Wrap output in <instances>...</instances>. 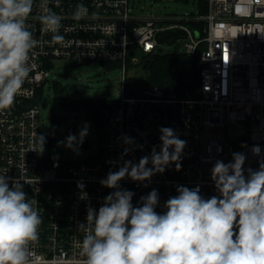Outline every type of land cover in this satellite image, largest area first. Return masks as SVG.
<instances>
[{
  "label": "built area",
  "instance_id": "built-area-1",
  "mask_svg": "<svg viewBox=\"0 0 264 264\" xmlns=\"http://www.w3.org/2000/svg\"><path fill=\"white\" fill-rule=\"evenodd\" d=\"M40 3L34 0L27 21L38 41L23 86L27 95H18L10 110L0 111V175L21 180L28 198L37 200L35 207L43 220L33 250L35 264H49L59 257L66 264H79L82 258L75 244L84 233L78 225L86 223L89 207L98 211L104 198L115 191L102 186L101 180L125 161L138 164L142 157H150L153 147L159 151L162 127L172 128L186 141L181 168L177 171L170 163L150 180L122 179L119 187L134 193V207L141 206L140 198L153 189L158 192L155 211L159 214L166 211V201L178 195V186H199L205 199L219 196L212 179H203L202 167L209 163L212 170L224 156L244 154L245 176L248 169L258 170L264 163V0H207L206 13L194 19L204 21L202 31L153 13L135 15L130 0H59V6L49 0L48 8L62 18L63 46L54 44L53 34L42 30ZM79 4L85 5L87 13L77 20L73 14ZM176 28L187 32L182 37L187 53L201 49V95L176 97L153 84L142 91L130 90L127 71L138 59L129 57V47L137 45L146 55L155 53L160 45L157 36ZM61 59L100 60L123 71L120 96L104 110L108 129L100 155L93 159L52 161L36 143L41 95L52 61ZM229 129L240 132L229 136ZM224 132L225 141L218 137ZM205 135H209L206 143ZM254 146H259V154L253 153ZM147 167H152L151 162Z\"/></svg>",
  "mask_w": 264,
  "mask_h": 264
},
{
  "label": "clouds",
  "instance_id": "clouds-1",
  "mask_svg": "<svg viewBox=\"0 0 264 264\" xmlns=\"http://www.w3.org/2000/svg\"><path fill=\"white\" fill-rule=\"evenodd\" d=\"M48 2L41 0L38 19L42 30L53 34L52 42L63 46L62 18ZM33 7L34 0H0V111L10 110L18 95H27L23 86L32 71L30 53L38 45L27 25ZM86 13L85 5L79 4L73 15L79 20ZM160 133L159 151L153 147L150 157H142L138 164L125 161L101 180L102 186L115 191L98 211L89 207L86 223L78 225L84 233L75 244L82 258L79 264H264V163L258 170L248 169L245 176L242 153H233L232 162L217 160L213 166L211 179L219 196L205 199L199 186H178V195L166 201L163 214L155 211V189L140 198L141 206H133L134 193L120 189L122 179L150 180L170 163L177 171L181 168L186 141L170 127H162ZM86 135L87 127L79 133L80 143ZM44 142L39 135L40 151ZM76 142L70 134L66 146L72 148ZM252 151L259 154V146ZM36 204L21 180L0 175V264H35L33 250L43 223ZM49 264L66 262L59 257Z\"/></svg>",
  "mask_w": 264,
  "mask_h": 264
},
{
  "label": "rangeland",
  "instance_id": "rangeland-1",
  "mask_svg": "<svg viewBox=\"0 0 264 264\" xmlns=\"http://www.w3.org/2000/svg\"><path fill=\"white\" fill-rule=\"evenodd\" d=\"M133 14L147 16L152 13L156 17L182 20L198 13V0H130ZM198 36V33H196ZM186 38H180L174 43H161L159 48L163 53L175 50L185 51ZM128 55L134 61L128 68L127 77L134 78L128 85L130 90L142 91L151 84L152 73L144 65L146 54L137 45H131ZM49 80L45 83L40 99V135L45 137L42 154L52 161L93 159L100 155L101 141L107 132V124L100 127L92 115L81 107L72 111L66 105L67 101H85L88 99L108 98L116 100L122 89L123 71L118 66L94 60L90 62H71L69 60H53ZM56 82V85H54ZM79 113V119L73 118V113ZM54 117L60 122V127L54 132ZM87 127V135L80 143L79 133ZM226 132V130H225ZM225 132L217 135L224 141ZM240 130L229 129L228 135L234 136ZM75 135L77 142L72 148L66 146L69 135ZM209 135H205V143ZM224 163L232 162L230 156L223 157ZM209 163L203 164V179L211 180Z\"/></svg>",
  "mask_w": 264,
  "mask_h": 264
},
{
  "label": "trees",
  "instance_id": "trees-1",
  "mask_svg": "<svg viewBox=\"0 0 264 264\" xmlns=\"http://www.w3.org/2000/svg\"><path fill=\"white\" fill-rule=\"evenodd\" d=\"M198 13L193 12L192 16L203 15L207 11V0H198ZM183 24L190 28L202 31L204 21L185 20ZM109 67L115 66L113 63ZM144 65L150 69L152 73L151 84L163 89L167 94L176 97L193 98L201 95V49L196 53L190 54L186 51L175 50L173 52L163 53L158 49L155 53L146 55ZM128 83H132L134 78H127ZM56 85V82L55 84ZM113 99L99 98L88 99L85 101H67L66 105L72 111L86 107L89 113L100 127L107 124L104 110L110 105ZM54 132L60 127V122L57 117H54ZM102 143V141H101Z\"/></svg>",
  "mask_w": 264,
  "mask_h": 264
},
{
  "label": "water",
  "instance_id": "water-1",
  "mask_svg": "<svg viewBox=\"0 0 264 264\" xmlns=\"http://www.w3.org/2000/svg\"><path fill=\"white\" fill-rule=\"evenodd\" d=\"M187 35V32L183 28H176V29H167L162 35L157 36L158 43H174L178 39L185 37ZM73 118L78 120L79 119V113H73Z\"/></svg>",
  "mask_w": 264,
  "mask_h": 264
},
{
  "label": "crops",
  "instance_id": "crops-1",
  "mask_svg": "<svg viewBox=\"0 0 264 264\" xmlns=\"http://www.w3.org/2000/svg\"><path fill=\"white\" fill-rule=\"evenodd\" d=\"M199 15V14H198ZM198 15H196V16H190V17H187V18H185V19H182V20H177V21H180V22H182L183 23V21H185V20H189V19H195V17H197ZM166 20H169V21H174V20H172L171 18H165Z\"/></svg>",
  "mask_w": 264,
  "mask_h": 264
}]
</instances>
